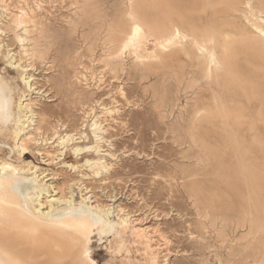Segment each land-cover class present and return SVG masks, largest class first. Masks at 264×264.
Here are the masks:
<instances>
[{"label":"rangeland","instance_id":"374dc122","mask_svg":"<svg viewBox=\"0 0 264 264\" xmlns=\"http://www.w3.org/2000/svg\"><path fill=\"white\" fill-rule=\"evenodd\" d=\"M4 2L0 17H7L3 6L16 15L33 12L48 36L43 43L52 45L44 59L32 61L28 73L35 80L31 97L45 120L43 134L58 136L48 142L38 137L39 144L31 143L32 151L22 160L45 171L50 196L56 195L53 185L66 193L64 185H71L75 202L88 193L95 204L111 207V220L129 214L137 227L146 229L147 239L129 234L122 247H117L113 232L101 238L95 234L90 244L95 264H264V44L251 51L239 45V70L251 86L248 94L237 90L229 95L202 78L186 57L183 77L180 69L169 68L145 77L130 58L117 74L106 67L112 44L105 40L123 18L119 15L127 0ZM93 9L100 17H91ZM242 9L247 20L239 12H207L198 16L199 22L230 23L234 35L245 32L252 38L251 23H264V0H250ZM2 39L0 75L10 84L17 106L25 90L22 71L4 54L11 50L16 65L30 60L13 36ZM214 97L224 98L232 111L242 107L240 119L218 126L211 116L195 120L194 106L212 107ZM14 113L16 117V107ZM93 121L104 127L101 155H107L108 164L107 172L97 176L85 164L88 158H99L94 149L76 156L72 147L57 142L68 133L73 137L70 146H96ZM81 133L87 138L80 139ZM39 147L53 159L38 153ZM7 156L8 150L1 149L0 159ZM77 164L78 169L69 167Z\"/></svg>","mask_w":264,"mask_h":264},{"label":"bare ground","instance_id":"6f19581e","mask_svg":"<svg viewBox=\"0 0 264 264\" xmlns=\"http://www.w3.org/2000/svg\"><path fill=\"white\" fill-rule=\"evenodd\" d=\"M4 1L0 0L1 3H5ZM249 2L250 0H127L119 15L123 18L109 29L110 36L105 42L112 44V48L103 63L117 74L126 67L125 60L130 58L133 68L145 77L154 72L160 73L166 68L173 72L180 69L183 77L186 66H183L182 59L186 57L191 62V67L199 70L202 78L225 90V93L231 95V92L237 90L247 93V87L251 85L239 70V45H244L249 51L251 48H260L264 44V23H251L254 37L250 38L245 32L234 35L235 27L230 23L215 21L203 25L198 16L207 12L210 15L239 12L247 20V13L242 5H249ZM2 10L5 12L2 15L7 17H0L3 18V21L0 20V56H3L2 36L8 34L20 44V51L30 62L16 65L11 50L8 49L4 54L10 65H15L22 71L20 79L25 90L17 106L10 84L0 75V138L8 139L0 141V150L7 149L9 156L0 159V264H95L91 258L90 245L95 234L101 238L104 232H113L111 234L117 247L124 245V239L129 234L134 238L147 239L146 229L137 227L129 214H118L117 221L111 220V207L95 204L88 193L81 196L80 202H75L71 185H64L68 188L67 193L53 185L56 195L50 196L51 187L46 185L48 175L45 171L33 162L22 160L24 155L32 151L31 143L39 144L41 139L48 142L53 139L52 136H58L54 131L51 137L43 134L45 120L38 111L37 100L31 97V92L36 88L33 75L28 73L32 61L44 59L52 45L43 43V39L48 36L45 37L44 25L33 12L21 10L16 15L7 6H3ZM90 14L91 17H100L97 9H93ZM15 107L18 109L16 117ZM242 110V107H236L232 111L224 98L219 97H214L212 107L194 106L195 120L211 116L215 118L216 126L218 122L229 124L231 121H238ZM92 127L98 139L96 146H70L73 137L68 133L63 137L60 135L57 142L62 148L72 147L76 156L83 154L85 149H94L99 158H88L85 164L97 176L108 168L105 159L107 155H101L103 147L100 145V141L104 139L101 134L105 131L103 132L102 124L94 123ZM87 136V133H81L79 137L83 139ZM38 137L41 138L39 141ZM42 151L46 157L53 159L49 151L39 147L38 153L43 155ZM14 155H18L19 159L12 160ZM80 164L69 167L78 169ZM243 171L251 177V171L247 167ZM85 190L82 189V192ZM147 246L150 247L149 244Z\"/></svg>","mask_w":264,"mask_h":264}]
</instances>
